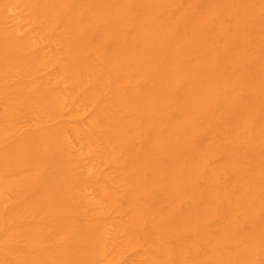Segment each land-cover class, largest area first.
Segmentation results:
<instances>
[{"label":"bare ground","instance_id":"1","mask_svg":"<svg viewBox=\"0 0 264 264\" xmlns=\"http://www.w3.org/2000/svg\"><path fill=\"white\" fill-rule=\"evenodd\" d=\"M0 264H264V0H0Z\"/></svg>","mask_w":264,"mask_h":264}]
</instances>
